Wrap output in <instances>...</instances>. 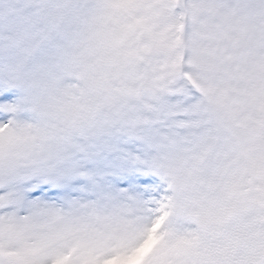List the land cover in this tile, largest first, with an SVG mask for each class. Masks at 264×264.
<instances>
[{"label":"snow or ice","instance_id":"6c2138e0","mask_svg":"<svg viewBox=\"0 0 264 264\" xmlns=\"http://www.w3.org/2000/svg\"><path fill=\"white\" fill-rule=\"evenodd\" d=\"M0 264H264V0H0Z\"/></svg>","mask_w":264,"mask_h":264}]
</instances>
